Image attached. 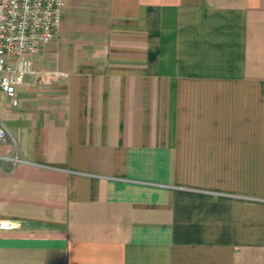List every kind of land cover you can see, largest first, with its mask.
I'll use <instances>...</instances> for the list:
<instances>
[{"label": "crops", "instance_id": "0c3cea01", "mask_svg": "<svg viewBox=\"0 0 264 264\" xmlns=\"http://www.w3.org/2000/svg\"><path fill=\"white\" fill-rule=\"evenodd\" d=\"M33 71L0 264H264V0H63Z\"/></svg>", "mask_w": 264, "mask_h": 264}, {"label": "built area", "instance_id": "2783aa9c", "mask_svg": "<svg viewBox=\"0 0 264 264\" xmlns=\"http://www.w3.org/2000/svg\"><path fill=\"white\" fill-rule=\"evenodd\" d=\"M62 8L63 0H0V95L13 107L18 104L16 88L35 74L34 56L57 36ZM46 75L47 84L65 76ZM6 136L0 121V142Z\"/></svg>", "mask_w": 264, "mask_h": 264}]
</instances>
